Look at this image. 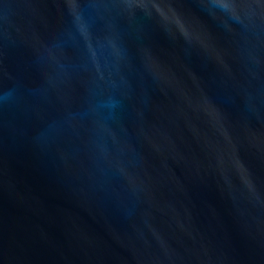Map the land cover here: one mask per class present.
<instances>
[{
  "label": "water",
  "instance_id": "obj_1",
  "mask_svg": "<svg viewBox=\"0 0 264 264\" xmlns=\"http://www.w3.org/2000/svg\"><path fill=\"white\" fill-rule=\"evenodd\" d=\"M0 264H264V0H0Z\"/></svg>",
  "mask_w": 264,
  "mask_h": 264
}]
</instances>
